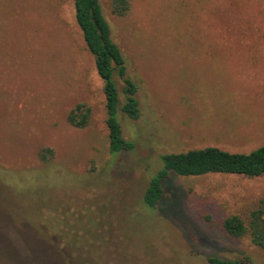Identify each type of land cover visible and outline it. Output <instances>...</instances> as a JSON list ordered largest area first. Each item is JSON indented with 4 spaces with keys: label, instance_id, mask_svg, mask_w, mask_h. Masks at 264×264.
I'll list each match as a JSON object with an SVG mask.
<instances>
[{
    "label": "rangeland",
    "instance_id": "obj_1",
    "mask_svg": "<svg viewBox=\"0 0 264 264\" xmlns=\"http://www.w3.org/2000/svg\"><path fill=\"white\" fill-rule=\"evenodd\" d=\"M99 2L137 84L119 152L73 0H0V264H264L221 224L264 207V175L171 173L143 202L164 154L264 145V0H133L123 17Z\"/></svg>",
    "mask_w": 264,
    "mask_h": 264
},
{
    "label": "trees",
    "instance_id": "obj_2",
    "mask_svg": "<svg viewBox=\"0 0 264 264\" xmlns=\"http://www.w3.org/2000/svg\"><path fill=\"white\" fill-rule=\"evenodd\" d=\"M133 0H109L110 11L118 17L125 16ZM75 20L81 30L87 49L94 57L95 70L103 81L105 102V123L108 129L111 152L129 150L133 147L122 134L117 114L122 112L131 117L139 115V103L135 96L137 84L127 74L125 58L118 44L113 40L110 26L105 19L99 0H73ZM117 78L122 80L121 91ZM123 98V100H121ZM90 108L76 104L68 113V122L75 127L87 125ZM44 160V154H42ZM163 168L147 185L143 202L154 208L163 195V181L174 173L177 175H201L206 173L239 174L246 177L264 175V145L250 153H233L216 147L191 149L162 156ZM223 231L234 238L248 237L250 241L264 249V207L258 204L245 216L231 214L222 220ZM209 264H253L248 257L225 259L209 256ZM261 264V263H256Z\"/></svg>",
    "mask_w": 264,
    "mask_h": 264
}]
</instances>
